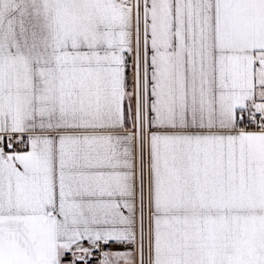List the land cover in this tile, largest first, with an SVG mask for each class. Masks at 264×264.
<instances>
[{
	"label": "snow or ice",
	"instance_id": "obj_1",
	"mask_svg": "<svg viewBox=\"0 0 264 264\" xmlns=\"http://www.w3.org/2000/svg\"><path fill=\"white\" fill-rule=\"evenodd\" d=\"M0 264H264V0H0Z\"/></svg>",
	"mask_w": 264,
	"mask_h": 264
}]
</instances>
